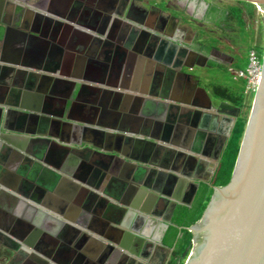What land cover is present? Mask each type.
I'll return each instance as SVG.
<instances>
[{
	"label": "crops",
	"instance_id": "0c3cea01",
	"mask_svg": "<svg viewBox=\"0 0 264 264\" xmlns=\"http://www.w3.org/2000/svg\"><path fill=\"white\" fill-rule=\"evenodd\" d=\"M73 1L55 0L54 7L57 12L68 15L74 8ZM161 2L159 7L161 13L155 14L153 24L160 25L158 34L163 38H169V40L178 38L179 29L186 27L184 23L187 19L193 21L203 17L200 9L203 3L199 0H162ZM81 8L83 10L82 4ZM42 13L65 21L60 15ZM1 19L7 22L11 29L4 45L3 42L0 45V52L3 54L0 56V64L14 65L44 74L45 80L38 79L41 82L51 77L45 92L37 94L32 90L29 93L19 92L18 95L10 97L2 95V105L12 110L42 113L51 116L56 122L44 125L46 135L39 134V136L49 137L52 142L35 141L33 145L26 147H31L35 155L41 154L42 162L26 151L23 152L24 157L19 156L15 153V146L8 151L3 145L4 140H0V223H12L11 225L16 229V223L20 219L15 220V214L19 211L22 215H26L27 212V208L22 203L23 200L38 208L43 207L42 204L36 203L38 200L55 203L56 210L43 209L48 210L54 217L52 220H62L64 224L58 227L52 222L50 230L44 231L42 235H48L55 240L56 244L49 248L40 240L35 242L38 232L27 235L29 246L33 244V247L43 251L45 248L49 249L53 259L40 255L50 264H88L89 259L98 261L97 257L93 259L94 255L88 253V247L92 244L91 241L106 240V236L110 234L109 230L115 222L111 215L114 206L118 209L124 208L126 212H121V218L127 221V225L142 221L136 226L137 234L143 235L147 238L146 240L157 241L160 237V229L163 228L162 219L141 213L140 209L135 208L140 206L143 198L137 199L134 196L140 194L143 189H137L136 194L131 192L126 180L128 163L120 162L117 155L121 156L120 158L126 156L130 159L131 157L144 158L145 145L141 141L148 136L147 131L152 130L157 133L154 129L156 128L153 121L155 118L150 117L152 120L148 125L149 118H145L141 113V107L143 108L148 100H163L170 103L165 107L164 119L170 116L177 120L179 110L172 108L171 104H179L182 98L189 97L190 101L185 103L188 104L193 99L194 95L187 96L188 88L180 86L179 75L172 71L174 64L178 61L177 55L169 65L152 61L144 55V52H147L146 46H139L137 52H134L123 43H119L121 31L115 32L114 35L110 32L102 35L77 26V32L73 29L70 31L60 29L58 33L50 32L49 35H46L48 33L44 35L42 32L43 35H41L38 30L29 32L20 28L25 21L33 19L30 13H11L2 16ZM133 53L134 60L130 61ZM52 62H56L57 66L49 64ZM131 62L133 73L128 77L126 70ZM194 65L191 64V66ZM51 86L57 89L55 93L49 91ZM69 88H71L70 93H68ZM209 88L207 87L210 96L211 88ZM137 98H141L142 102L136 110L134 104L137 103ZM68 99L70 100L67 101L66 108L64 102ZM91 99H97L100 103L98 112L94 114L88 111L87 100ZM154 113L155 111L150 113V116H155ZM68 114L69 118H66ZM1 116L3 117L2 114ZM169 120L166 121L167 124L173 126L168 135L171 141L164 140L168 146L177 147L175 145L176 122L172 123L171 119ZM30 122L26 121L22 124L21 119L17 117L11 119L14 129H20L23 132L40 131ZM84 125L106 132L103 137L92 136L90 141L96 145L101 144V150L108 155L98 153L99 149L93 145H90L92 149L86 147L85 143L80 145L78 141L84 139L82 137ZM188 152L192 153L191 150ZM203 159L211 162L212 158ZM40 163H42L41 166ZM117 163L121 165L120 168H117ZM144 189L153 190L147 187ZM8 194L13 195L16 200ZM116 196L126 200L128 198V203L125 205L124 202L116 200L114 198ZM8 201H12L13 205L8 206ZM141 215L143 217L146 215L144 220L139 217ZM100 223L103 227L101 232L98 230ZM76 228L88 235L87 254L82 250L86 255L84 259H77V256L72 254V246L80 242L78 238L85 235L77 233ZM2 231L23 244L19 239L23 232L19 230L13 232L8 228ZM51 231L56 233L53 234ZM102 231L107 232L106 236L102 234ZM13 233L16 235L14 236ZM26 248L29 252L37 254L36 250L28 246ZM55 256L58 260H55ZM24 258L27 259V257ZM31 261L34 262L32 264H37L35 259L32 258Z\"/></svg>",
	"mask_w": 264,
	"mask_h": 264
},
{
	"label": "flooded vegetation",
	"instance_id": "af4514ba",
	"mask_svg": "<svg viewBox=\"0 0 264 264\" xmlns=\"http://www.w3.org/2000/svg\"><path fill=\"white\" fill-rule=\"evenodd\" d=\"M16 1L21 5L17 4ZM100 1L110 2L111 0H74V8L67 15L65 13L57 12L56 7H54L55 0H0V24H3L1 25V29L2 31H4V29L6 28L7 36L9 34V30L11 29L10 25H8L7 22L1 19L2 16L9 15L11 13L24 14L25 12H27L28 14H32L33 19L31 21H25L24 25H21L20 28L28 30L29 32L38 30L39 34L43 32L44 35L45 33H48L46 35H49L50 32L58 33L60 29L67 31L73 29L75 30V32H77V26H81L98 34H101L103 32L106 34L107 32H110L111 35H114L117 31H121V33L125 31L128 32V47L130 46L132 50H137L139 46H142L144 40L148 37V31L154 34V37H161L158 34L160 33V25H154L153 18L155 17L156 13H161V9L159 7L162 4V0H116V8L118 10V13H121L122 11L125 12L122 17H112L109 21V18L107 20L105 18V21H103V18L99 20L94 14L93 8ZM222 1L224 0H199V2L203 3V5H201L200 7L201 12H203V17H199L193 21L187 19L184 23L186 27L179 29L178 38L173 40L176 44L173 45L169 43L168 45L169 49L170 46H172L173 50H176L177 56L184 55L183 52H180V49L178 47L186 48L190 51L184 56L185 58L182 61L181 68L178 69L174 67L172 71H174L176 75H179L180 86L188 88V91L186 93L187 96L194 95L191 102H189L191 104H200L205 106L208 103L205 99V94L199 88L200 86L204 88L206 92H208L207 86L204 85L202 82V75L198 72H195L196 69L198 67L209 69H213V67H227L228 70L233 73V78L235 79L236 69H234V64L238 63V58L236 56L237 53H234V51L240 52L241 48H245L243 37L241 36V27L237 23L236 18L232 17L230 9H227L223 5H221ZM81 4L83 6V10L81 8ZM256 10L258 13L259 9L257 7ZM42 12L56 14V16L60 15L65 21L55 19L54 17H49L48 15H44V13ZM260 20L261 27L263 26L264 29V22L262 20V16ZM4 24L6 26L5 28ZM254 29L251 28L249 31V29L247 28L246 30L247 32L252 31V34H254ZM217 31L224 32L223 35H226L227 33L232 34L234 35V37L231 39H228L227 37L222 35L220 37L218 36ZM6 38H4V40L0 42V45L2 42L4 45ZM239 38L242 39V42ZM51 40L53 41L54 38H51ZM211 40H215L217 42L212 47H210V45L207 43ZM164 44L165 43H158V45L162 46ZM177 44L180 46H178ZM208 48H210V51H208L207 53ZM169 52L170 50H168V53ZM3 53L5 54V51ZM168 53H166L165 55L167 56ZM160 54L161 53L157 51L153 52V54L150 53V56H152L150 57V59L152 61H156L154 60V58L158 59L160 57ZM1 55L3 54L0 52V56ZM176 55L174 53L175 57ZM49 64L57 66L56 62H52ZM191 64L195 65L191 66ZM39 78L45 80V75L39 74L38 72L25 70L21 67H16L14 65L0 64V115L2 114L5 118L0 122V140L3 139L1 137H8L4 133L8 132L10 134H13V131L18 130L12 128V117H17L21 120L26 119L28 121H31L33 125H36L37 123L38 130L42 131H46L45 128H43V123H45L46 119H49V122H51L52 124L53 122H56L55 119H50L51 116H49V118H46V116L48 115L42 113L12 110L8 107L4 108L5 106L2 105V95H4L5 97H10L12 95H18L19 92L29 93L32 90L35 91V93L37 94L41 93L42 91L45 92L48 89L47 86L51 80V77L49 76L47 78L48 80L46 79L47 81L43 82L39 81ZM70 90L71 88H69L68 93H70ZM49 91L51 93H55L57 89L54 86H51L49 88ZM210 97L213 100V109L211 111L212 113H210V116L213 121H216V123L218 124L220 123L219 126L223 127V124L219 120L218 116L221 114L224 115V110L231 111V114L229 115L233 118L236 117L233 114L234 112H236L234 108L224 106L221 107V109L219 108L218 104L223 99H218L219 96H217L213 90L212 94H210ZM190 99L191 98L189 97L184 99L182 98L180 102H184V104H181L179 102L180 107L174 105L172 106V108H177L179 110L177 122L180 120V118H183L184 120L185 117H187L188 121H190L191 124L193 117H195L196 115L197 117H200L198 118L199 122L201 120V117H203V115L201 114H196L189 111V104L185 103L186 101H190ZM94 102H97L96 105H94ZM141 102V98H137V103L134 104L136 110L138 109L139 104L141 105ZM87 104H89L88 111L93 114L95 112H98L100 108V103L97 99L87 100ZM7 106L9 105L7 104ZM66 118H69V114L66 116ZM153 118H155L153 121H155L154 126L156 128L154 129L155 131H157V133H154V131L152 130L151 132L150 130L147 131L148 136L145 137L146 141L141 142H144L146 151H151L153 149L152 155L148 159L149 161L159 163L160 165H165L168 164L166 161L168 156H170L168 154L169 151L165 148L163 153V159L158 160L156 156H158L162 148L157 145L159 142H164L165 140L169 139V131L173 126L167 124L166 121H170L169 119H171L172 122L173 118H170V116L168 118L166 117L164 120L160 119L161 117ZM151 120L152 119L149 118L147 122L148 125H150ZM177 122L175 125V136L177 139V143L175 142V145L177 147L173 148H177L178 152L174 154V161L170 164V167L173 168L175 171H170L179 175L181 174L180 172L189 170L190 166L194 163V171L189 173L190 176L188 177V179L190 181L194 180L199 182L197 190L195 191L193 185L189 184L185 186L184 190H180V188H178L177 186H175L174 189H170L167 183L168 180L164 179L165 173L162 172V170L157 174L156 178L151 181L152 183H150V186L147 187L153 190H141L140 194L135 195L136 191L138 190L131 189V192L135 193L134 197H137V199L143 198V200H141L140 206H135V208L140 209L141 213H146L150 216H157L162 219L163 228L160 229V237L157 241L153 242L150 240H146L147 238H145L143 235L137 234L136 226L140 225L142 221L138 223L136 222L135 224H132L130 226L127 225V221L125 219H119V216L121 212L124 211V208L118 209L116 206L113 205L115 208H113L111 212L112 219H119L122 222L120 223V225H118L119 222H114V227L109 230L110 234L108 233L107 236L105 235L107 232L102 231V234L106 236V240L91 241L92 244H89L88 253H91L92 255H94V257H97L98 263L96 264H170L174 247L166 245L164 243V238L168 229L166 228L165 224L166 222H173L174 215L180 205H191L193 203L194 199L196 198V195L198 194L201 183H211L212 178L222 158V154L226 146L224 142L227 139L226 134L224 133L218 132L213 136L212 134H208L207 132V134L204 135L201 139L202 147H200L199 152H188L186 146L189 145L190 147H194V143L191 141V139H193L194 137H191L192 133L189 130L190 128H187L188 125H183V123H181V125H177ZM211 125L212 123L210 122V126ZM30 130L32 129L30 128ZM169 140L171 141V139ZM151 142H154L155 144H152ZM164 143L166 144V141ZM184 152L191 153L193 156H196L198 160H190V157L184 155ZM184 156L186 159L185 163L182 166L177 164L176 159L180 160ZM205 157H211V162H206V160L203 159ZM210 169H212V171H210ZM114 198L122 203L124 202L123 204L125 205L128 203V198L127 200L120 196H116ZM191 198L192 202L190 204L183 203L184 201H187ZM139 217L141 218V220H144V217H146V215H144V217L142 215ZM11 224L12 223H0V264H32L34 263L31 261L32 258L35 259L37 264H50L40 255L42 254L49 259H53L49 249L45 248V251H43L39 248L40 252H37L36 254L35 252H27L23 248L26 246L29 247V238L27 235H24L25 233L23 228L19 230L24 233L20 234L21 237L19 238L22 240L23 244L14 240L10 234L2 231L3 229L8 228L9 230H12L14 232L16 229H14L13 227L15 226H12ZM102 228L103 227L101 223L98 224V230L100 232ZM25 229L32 230L34 228ZM31 232H33V230ZM13 235L15 236L16 234L13 233ZM87 243L88 240L81 243L80 246L78 245V243H76L75 245L76 247L79 246V249L78 247H72V254L74 251V254L76 252L78 254L76 256H79L81 258L86 256L85 254H87ZM157 247H160L161 250L156 249ZM82 250L85 252V254L84 252H82ZM155 250L156 253L154 254ZM58 253L60 255V251H58ZM14 257L16 258V260ZM24 257H27V259ZM54 258L55 260L57 259L56 256Z\"/></svg>",
	"mask_w": 264,
	"mask_h": 264
},
{
	"label": "water",
	"instance_id": "95a60500",
	"mask_svg": "<svg viewBox=\"0 0 264 264\" xmlns=\"http://www.w3.org/2000/svg\"><path fill=\"white\" fill-rule=\"evenodd\" d=\"M227 1H236V2H247L254 6H256L262 16V20L264 22V0H227ZM116 0L111 2H104L100 1L98 4L93 8L94 14L96 15V18L101 20L103 18L108 19V21L112 17H117L118 15H124L125 11H122L121 13H118V10L116 8ZM0 24V42L4 40L7 36L6 32V26L4 24V31H2ZM104 35L105 33H101ZM118 38L119 43H123L125 47H128V32H122ZM37 38L36 36H34ZM167 37V36H166ZM114 39V37H112ZM130 39V38H129ZM54 41V40H53ZM133 41V40H132ZM157 43V44H156ZM158 43L162 44L165 43L163 46L158 45ZM169 43H174L173 40H169V38H163L159 36H155L151 32L148 31V37L144 40L143 44L146 46L147 52H144V55L147 58H150V53L153 54V52H159L160 57L154 58V60L159 61L163 64L169 65L171 61L174 59V53L176 55V50H173V47L170 46V49L168 48ZM178 45V44H177ZM180 46V45H178ZM176 48V45H175ZM174 48V49H175ZM180 52H183V56L179 55L177 56V64H174L173 67L180 69L182 61L184 60V56L188 54L190 51L186 48H180ZM132 50V48L130 49ZM138 50V49H137ZM168 50L170 52L168 53ZM132 51L137 52L135 49ZM81 53V52H80ZM168 53L166 56L165 54ZM170 54V56H169ZM196 54V53H195ZM135 54H131L130 61L134 60ZM165 55V56H164ZM168 57V58H165ZM165 58V59H164ZM133 64L132 62L128 64L126 73L128 77L133 73ZM199 88L203 91L205 94V99L207 100V105H200V104H191L188 103L189 111L201 114L203 117H201V120L199 122L197 115L193 117V120L190 124V121H188V118L185 117L180 118V120L177 122V120H172V123L177 122V125H188L187 128H190V132L192 133L191 137H194L191 139V141L194 143V147H190L189 145L186 146L187 150H191L192 152H199L200 147H202V141L204 135L212 134L213 136L218 133H224L226 134V141L224 144L227 143V140L229 139L233 127L236 122V118L238 117V114L240 112V108L232 105L227 100H222L218 105L219 108L221 107H232L236 110L233 114L236 116L235 118L231 117L229 114H231V111L224 110V115H219V120L223 124L222 126H219L220 123H216V121H213L209 110L213 109V100L209 96L208 92L202 87L199 86ZM65 100L66 108L68 107L67 101ZM97 102H94V105H96ZM178 103V102H177ZM215 103V102H214ZM117 104V103H116ZM167 104L170 105V103L157 101V100H148L147 103L144 104L142 108V112L145 117L150 118V113L155 111V116L151 115V117H161L160 119L164 120L165 115V107ZM175 106H179L180 104H171ZM97 107V106H96ZM97 109V108H96ZM208 110V111H207ZM163 111V112H162ZM163 114V115H162ZM216 117V116H215ZM46 118H49V116H46ZM211 118V121H210ZM5 118L0 115V122L4 120ZM19 119V118H18ZM51 119V117H50ZM218 119V118H217ZM23 119L21 120V123H26L28 120ZM30 122V121H29ZM49 122V119L45 120V123L47 124ZM210 122L212 125L210 126ZM218 122V121H217ZM32 123V122H30ZM45 123H43L45 125ZM43 125V126H44ZM209 125V126H208ZM46 126V125H45ZM181 127V126H180ZM34 128H37V123ZM221 128V129H220ZM17 132H14L13 134L10 133H4L8 137H1L4 140L5 147L8 151H11V149H14L12 146H15V153H17L19 156H23V152L26 151L29 154H33L32 148H26L29 145H33L35 141L37 142H52V140L49 137L46 136H39L40 135H46V131H30V132H23L22 130H15ZM22 132L24 134H22ZM2 134V135H4ZM27 134V136H25ZM48 134V133H47ZM178 134V133H177ZM22 135V136H21ZM105 131H100L97 128H93L91 126H83V132L81 139L78 141L80 145L82 143H85L89 147V149H92L90 145H93L97 147L99 150L97 151L100 154L108 155L105 151L101 150V144H93L91 143L92 136H105ZM211 135V136H212ZM48 136V135H47ZM15 139V140H12ZM146 139V138H145ZM144 139V141H146ZM163 140V139H162ZM67 142V141H64ZM165 142V141H164ZM164 142H159L157 146L161 147L157 159H163V153L164 149L166 148L169 152L167 158L168 164H159L156 162L149 161V157L152 155L153 149L151 151H146L144 153V158H134V157H128L120 158L121 156L117 155L119 157L120 162H126L128 163V169H127V181H128V187L131 189H144V187H149L151 181L154 180L157 176V174L161 171L165 173L164 179L168 180V187L170 189H174L175 186L180 188V190H184L185 186L193 185L195 191L197 190L199 186L198 181L189 180L188 177L190 176L189 173L194 171V163L190 166V169L187 171H176L180 172L182 175L179 176L176 173L170 171L174 170L170 167V164L174 161V154L178 152L177 148H173L165 144ZM152 144H155L154 142H151ZM11 145V146H10ZM174 149V150H172ZM155 153V152H154ZM39 155V156H38ZM184 155H187V157H190L189 159H194L196 161L197 157L193 156L191 153H185ZM39 161H43L41 158V154L35 155ZM195 157V158H192ZM198 160V159H197ZM136 161V162H134ZM186 159L185 156L181 158L180 160L176 159V163L179 165H183L185 163ZM42 163H40L41 166ZM117 168H120L121 165L117 163ZM175 171V170H174ZM170 184V185H169ZM176 187V188H177ZM32 189V186L30 187V190ZM29 190V189H28ZM12 199L16 200V198L13 195L8 194ZM173 195V194H172ZM9 197V198H10ZM29 197V196H28ZM29 199V198H27ZM47 200V199H46ZM32 201L34 199L32 198ZM49 201V200H48ZM42 202L40 200L36 201L37 204L43 205V207L38 208L33 204H30L23 200V205L27 208L26 209V215H22V213H19V211L15 214L14 219L17 218L20 219L18 223H16V230H21L23 228L24 235H30L33 232H38L39 235L35 238V242L39 241L42 242V244H47V246L50 248L51 246H54L56 244L55 240L48 237V235L44 234V231H49L51 228L50 226L56 223V226H61L64 224L62 220H52L54 217L49 214L48 210H44L43 208L48 209H55V203H49V202ZM192 202V198L184 201L183 203L190 204ZM8 206H12L13 202L8 201ZM115 204V203H113ZM46 206V207H44ZM119 219H121V214L119 216ZM115 220V222H119L118 225L122 222L121 220ZM171 222H166L165 226L166 228L169 227ZM34 228L32 230H28L25 228ZM114 227V226H113ZM71 228V227H69ZM77 229V228H76ZM120 229V228H119ZM182 229V227H180ZM188 229L192 231L193 238H192V246L189 249L188 256L185 260L184 264H264V52H263V64L259 76V81L256 89V93L253 97L251 109L249 112L247 124L245 127V131L241 140L238 156L235 162V166L233 169L232 177L230 182L227 185L224 186H214V192L208 202V205L206 206V209L202 215V217L197 220L193 225L189 226ZM77 233H84L85 235L80 239V242H77L80 246L81 243L85 242L88 239V235L85 232H82L77 229ZM55 234V233H54ZM41 238V239H40ZM74 238V237H73ZM72 238V239H73ZM75 239V238H74ZM74 241V240H73ZM34 242V243H35ZM79 246L78 249H79ZM73 248L76 247V245L72 246ZM76 247V248H77ZM34 250L37 252H40L38 247H34ZM74 253V251H73ZM75 256L78 255L77 252L74 254ZM81 257L77 256V259ZM95 259V257H92ZM81 259H84L82 257ZM98 261H93L89 259L88 264H96ZM101 263V262H100Z\"/></svg>",
	"mask_w": 264,
	"mask_h": 264
},
{
	"label": "trees",
	"instance_id": "16d2710c",
	"mask_svg": "<svg viewBox=\"0 0 264 264\" xmlns=\"http://www.w3.org/2000/svg\"><path fill=\"white\" fill-rule=\"evenodd\" d=\"M238 6L230 7L232 17L236 18L237 23L241 27V36L245 44V48H241L240 52L234 51V53L245 54L243 61L239 60L237 64H234V69L239 70L245 68L248 64L247 53L251 49H256L261 55L263 61L264 52V32L262 30L263 43L254 45L252 43L254 35L251 32H247V20H251L253 24L256 17V7L247 2H238ZM213 41V42H212ZM207 42L210 47L214 46L217 42L212 40ZM210 48L207 49V53ZM238 58V57H237ZM216 65V64H214ZM232 73V72H231ZM233 74V73H232ZM236 79V78H235ZM240 88H235L230 85L222 86L215 83L210 85V88L214 93L219 96L218 99H225L235 106L240 108V114L236 118L235 125L232 133L224 148L222 158L218 165V168L212 178L211 183H201L200 189L196 198L191 205H180L174 215L173 222L169 225L164 243L174 247L173 255L170 264H184L188 256L189 249L192 246L193 233L188 229L189 226L193 225L199 220L208 205V202L214 192V186L227 185L232 177L235 162L238 156L241 140L247 124L249 111L252 105L253 96H248L246 93V80L241 79ZM212 86V87H211ZM248 98L250 101L248 102ZM248 108L249 110H244ZM182 227V229H180Z\"/></svg>",
	"mask_w": 264,
	"mask_h": 264
},
{
	"label": "rangeland",
	"instance_id": "374dc122",
	"mask_svg": "<svg viewBox=\"0 0 264 264\" xmlns=\"http://www.w3.org/2000/svg\"><path fill=\"white\" fill-rule=\"evenodd\" d=\"M221 5H223L225 8L228 9L232 6H238L239 4L236 1L224 0V1H222ZM260 19H261V14L259 13V11H258V13H256V17L254 19L255 22L253 24L251 23V20L246 19L247 20V28L249 29V31L251 28L254 29V27H255V29L253 31H255L256 34L255 33L253 34L254 35V41H252V43H254V45H259V44L263 43L262 30H261V29H263V26L261 27V22H260L261 20ZM263 32H264V29H263ZM217 34L220 37L222 35V36L227 37L228 39H231L234 37V35L228 34V33L226 35H223L224 32H221V31H217ZM240 40L242 42V39H240ZM221 48H223V47H221ZM237 57H238V62H240L241 60L243 61V59L245 58V54H239V55H237ZM195 72H198L199 74L202 75V78H203L202 82L208 88L211 85V83H215V84L222 85V86L230 85V86H233L235 88H240V86H242L241 79H234L233 74L228 70L227 67H217V68L213 67V69L212 68L209 69V68L198 67ZM210 94H212V89H210ZM249 101H250V98H248V102ZM252 101H253V99H252ZM244 110H249V109L245 108Z\"/></svg>",
	"mask_w": 264,
	"mask_h": 264
},
{
	"label": "built area",
	"instance_id": "2783aa9c",
	"mask_svg": "<svg viewBox=\"0 0 264 264\" xmlns=\"http://www.w3.org/2000/svg\"><path fill=\"white\" fill-rule=\"evenodd\" d=\"M248 64L245 68L236 71L235 78L246 80V93L253 96L256 93L259 76L262 68V58L256 49H251L247 53Z\"/></svg>",
	"mask_w": 264,
	"mask_h": 264
},
{
	"label": "bare ground",
	"instance_id": "6f19581e",
	"mask_svg": "<svg viewBox=\"0 0 264 264\" xmlns=\"http://www.w3.org/2000/svg\"><path fill=\"white\" fill-rule=\"evenodd\" d=\"M59 229V228H58ZM58 229H56V230H58ZM55 231V230H54ZM52 232V231H51ZM53 233V232H52ZM56 233V232H55ZM54 234V233H53ZM55 236V235H54ZM30 248H32V249H34V247H33V245L31 244L30 246H29ZM26 251H28L29 252V249L28 248H26V247H23Z\"/></svg>",
	"mask_w": 264,
	"mask_h": 264
}]
</instances>
